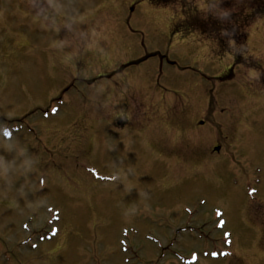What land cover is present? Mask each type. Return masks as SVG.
<instances>
[{"label": "rangeland", "instance_id": "374dc122", "mask_svg": "<svg viewBox=\"0 0 264 264\" xmlns=\"http://www.w3.org/2000/svg\"><path fill=\"white\" fill-rule=\"evenodd\" d=\"M171 2L0 0V264H264V16L234 67Z\"/></svg>", "mask_w": 264, "mask_h": 264}, {"label": "trees", "instance_id": "16d2710c", "mask_svg": "<svg viewBox=\"0 0 264 264\" xmlns=\"http://www.w3.org/2000/svg\"><path fill=\"white\" fill-rule=\"evenodd\" d=\"M149 1L152 5L158 7L170 4V0ZM257 3L260 6L259 10L255 11L254 8H249L246 15H239L235 17L234 21H231L233 17L230 14L231 12L225 13L218 8L214 12L200 13L192 5L193 2H189L185 5V10H183L182 21L175 25L174 30L182 36H188L193 33L198 34L202 40L215 44L218 53L232 54L236 64H239L236 60V54L231 53L229 48L232 44L234 46L244 45L246 30L257 18L264 15V3ZM250 5L252 6L251 2ZM228 14L231 16L229 17ZM241 36H243L242 41Z\"/></svg>", "mask_w": 264, "mask_h": 264}, {"label": "flooded vegetation", "instance_id": "af4514ba", "mask_svg": "<svg viewBox=\"0 0 264 264\" xmlns=\"http://www.w3.org/2000/svg\"><path fill=\"white\" fill-rule=\"evenodd\" d=\"M140 64V63H139ZM139 64H137V65H139ZM137 65H134V66H137ZM133 67V66H132ZM128 67H123L122 69H127ZM121 69V70H122ZM117 72H119V71H117ZM115 74H117V73H115ZM113 77V75H108V77H105V78H107V79H111ZM203 77V76H202ZM201 93H205L204 91H202ZM207 93V92H206ZM113 120H115L114 122V125H116L117 126V124L118 123H120V128H123V127H126L127 126V123H125V121H127V120H125V119H123V118H120V117H114L113 119H112V121Z\"/></svg>", "mask_w": 264, "mask_h": 264}, {"label": "water", "instance_id": "95a60500", "mask_svg": "<svg viewBox=\"0 0 264 264\" xmlns=\"http://www.w3.org/2000/svg\"><path fill=\"white\" fill-rule=\"evenodd\" d=\"M215 151L218 152L219 151V148H216Z\"/></svg>", "mask_w": 264, "mask_h": 264}, {"label": "snow or ice", "instance_id": "6c2138e0", "mask_svg": "<svg viewBox=\"0 0 264 264\" xmlns=\"http://www.w3.org/2000/svg\"><path fill=\"white\" fill-rule=\"evenodd\" d=\"M5 136L8 137V133H5Z\"/></svg>", "mask_w": 264, "mask_h": 264}, {"label": "bare ground", "instance_id": "6f19581e", "mask_svg": "<svg viewBox=\"0 0 264 264\" xmlns=\"http://www.w3.org/2000/svg\"><path fill=\"white\" fill-rule=\"evenodd\" d=\"M167 99L169 100L170 99V96H168Z\"/></svg>", "mask_w": 264, "mask_h": 264}]
</instances>
